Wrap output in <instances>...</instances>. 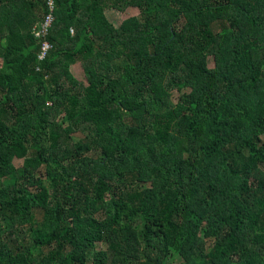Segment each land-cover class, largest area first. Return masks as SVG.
I'll return each mask as SVG.
<instances>
[{"label":"trees","instance_id":"16d2710c","mask_svg":"<svg viewBox=\"0 0 264 264\" xmlns=\"http://www.w3.org/2000/svg\"><path fill=\"white\" fill-rule=\"evenodd\" d=\"M54 1L40 62L0 0V264H264V0Z\"/></svg>","mask_w":264,"mask_h":264},{"label":"rangeland","instance_id":"374dc122","mask_svg":"<svg viewBox=\"0 0 264 264\" xmlns=\"http://www.w3.org/2000/svg\"><path fill=\"white\" fill-rule=\"evenodd\" d=\"M138 15H139V9L133 8V7L127 8V10H125L124 12H117V11H113V10L106 12V16H107L108 20L111 23H113L115 25V27H117V28L127 19H130L131 17L138 16ZM71 30H72L71 32L73 33L74 30L73 29H71ZM210 66L211 67L213 66L212 62H210ZM73 73H74V76L79 83L83 84L84 86H87V81H86V78H85V75H84V72H83V69L81 68V66L78 65V67H76L73 70ZM235 92L237 93L238 89H236ZM172 98H173L172 101L176 103L178 101V98H179V93L174 91L172 94ZM74 137L78 139V138H82L83 136L81 134H76V135H74ZM263 138H264V136H263ZM14 164L17 168H21L23 166V160L22 159H16L14 161ZM171 260L172 259L169 260L168 264H180L181 263L180 261H175V260L171 261Z\"/></svg>","mask_w":264,"mask_h":264},{"label":"built area","instance_id":"2783aa9c","mask_svg":"<svg viewBox=\"0 0 264 264\" xmlns=\"http://www.w3.org/2000/svg\"><path fill=\"white\" fill-rule=\"evenodd\" d=\"M46 7L47 13L44 15L42 21L33 30L35 38L38 39L40 43V50L37 56L40 62L44 61L54 48L53 44L49 40V36L55 21V1L47 0ZM37 69L39 70V68Z\"/></svg>","mask_w":264,"mask_h":264},{"label":"crops","instance_id":"0c3cea01","mask_svg":"<svg viewBox=\"0 0 264 264\" xmlns=\"http://www.w3.org/2000/svg\"><path fill=\"white\" fill-rule=\"evenodd\" d=\"M47 3V2H46ZM47 13V12H46ZM79 65V64H78ZM78 65H75L74 67H72V69H71V72H72V74H73V76H74V73H73V70L76 68V67H78ZM80 66V65H79ZM75 77V76H74Z\"/></svg>","mask_w":264,"mask_h":264}]
</instances>
